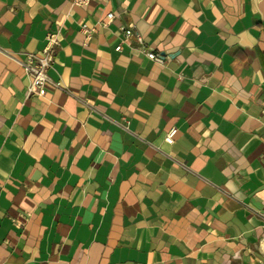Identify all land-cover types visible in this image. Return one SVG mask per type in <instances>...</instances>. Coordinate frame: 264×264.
I'll return each instance as SVG.
<instances>
[{
  "label": "crops",
  "instance_id": "1",
  "mask_svg": "<svg viewBox=\"0 0 264 264\" xmlns=\"http://www.w3.org/2000/svg\"><path fill=\"white\" fill-rule=\"evenodd\" d=\"M48 32L62 87L29 95ZM263 236L264 0H0V264H264Z\"/></svg>",
  "mask_w": 264,
  "mask_h": 264
},
{
  "label": "built area",
  "instance_id": "2",
  "mask_svg": "<svg viewBox=\"0 0 264 264\" xmlns=\"http://www.w3.org/2000/svg\"><path fill=\"white\" fill-rule=\"evenodd\" d=\"M90 0H73L74 5L84 6L89 3ZM108 21L114 19V13L108 12L106 14ZM82 28L90 32L85 24H82ZM89 34V33H88ZM125 38L134 37L135 40L141 45V48L146 52L147 56L158 62H163V56L161 54L155 53L149 50L146 43L143 42L142 36L134 33L131 28L124 29ZM59 44L57 32H48L46 35V43L42 49L41 55H35L32 53H26V59L20 62L24 72L29 78V85L27 88L28 94H41L43 93L44 87L47 83H50L53 87L61 88L62 83L60 80L50 81L48 76V71L53 67L54 57L56 53L57 46ZM121 46H116V50H120ZM175 129H171L165 136V140L169 143L173 142ZM264 243V236L262 237Z\"/></svg>",
  "mask_w": 264,
  "mask_h": 264
}]
</instances>
